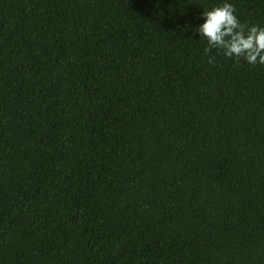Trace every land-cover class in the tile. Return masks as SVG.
Returning a JSON list of instances; mask_svg holds the SVG:
<instances>
[{"label": "trees", "instance_id": "trees-1", "mask_svg": "<svg viewBox=\"0 0 264 264\" xmlns=\"http://www.w3.org/2000/svg\"><path fill=\"white\" fill-rule=\"evenodd\" d=\"M223 2L0 0V264H264V65L195 31Z\"/></svg>", "mask_w": 264, "mask_h": 264}, {"label": "clouds", "instance_id": "clouds-1", "mask_svg": "<svg viewBox=\"0 0 264 264\" xmlns=\"http://www.w3.org/2000/svg\"><path fill=\"white\" fill-rule=\"evenodd\" d=\"M235 13L227 0L203 11L204 22L195 31L207 41L204 53L215 48L225 57L235 58L237 64L243 60L251 66L264 65V27L241 23ZM209 63H214V58Z\"/></svg>", "mask_w": 264, "mask_h": 264}]
</instances>
